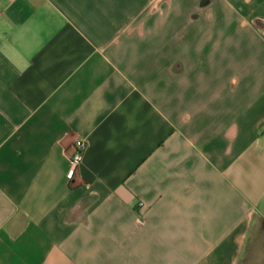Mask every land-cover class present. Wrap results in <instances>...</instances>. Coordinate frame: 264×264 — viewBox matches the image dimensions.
<instances>
[{
    "label": "crops",
    "instance_id": "0c3cea01",
    "mask_svg": "<svg viewBox=\"0 0 264 264\" xmlns=\"http://www.w3.org/2000/svg\"><path fill=\"white\" fill-rule=\"evenodd\" d=\"M256 221L264 0H0V264H239Z\"/></svg>",
    "mask_w": 264,
    "mask_h": 264
},
{
    "label": "rangeland",
    "instance_id": "374dc122",
    "mask_svg": "<svg viewBox=\"0 0 264 264\" xmlns=\"http://www.w3.org/2000/svg\"><path fill=\"white\" fill-rule=\"evenodd\" d=\"M239 264H264V222L253 224Z\"/></svg>",
    "mask_w": 264,
    "mask_h": 264
},
{
    "label": "built area",
    "instance_id": "2783aa9c",
    "mask_svg": "<svg viewBox=\"0 0 264 264\" xmlns=\"http://www.w3.org/2000/svg\"><path fill=\"white\" fill-rule=\"evenodd\" d=\"M86 147V142L83 139H78L75 142V151L72 154L67 155L69 161V168L66 173L67 178L72 179L77 172L82 160Z\"/></svg>",
    "mask_w": 264,
    "mask_h": 264
}]
</instances>
